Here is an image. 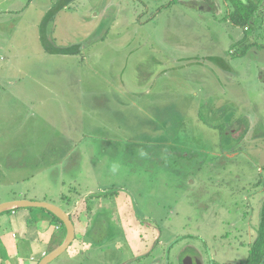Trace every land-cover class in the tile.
<instances>
[{
	"label": "rangeland",
	"instance_id": "rangeland-1",
	"mask_svg": "<svg viewBox=\"0 0 264 264\" xmlns=\"http://www.w3.org/2000/svg\"><path fill=\"white\" fill-rule=\"evenodd\" d=\"M57 1L0 0V204L68 214L49 264L244 263L264 202V0H242L249 31L224 0H71L49 39L75 55L42 47ZM19 208L0 217L3 264L67 236Z\"/></svg>",
	"mask_w": 264,
	"mask_h": 264
},
{
	"label": "trees",
	"instance_id": "trees-1",
	"mask_svg": "<svg viewBox=\"0 0 264 264\" xmlns=\"http://www.w3.org/2000/svg\"><path fill=\"white\" fill-rule=\"evenodd\" d=\"M70 1L71 0H58L56 4L45 13L44 17L42 18L39 24L40 41L42 43V47L44 51L48 53L75 55L78 52H80V46H81L80 44H74L69 46H57L49 39V35L50 33H52L50 28L52 27L56 15L60 10L64 9V7L67 6ZM171 1L173 2L179 0H171ZM224 1L230 5V8H228L227 14L225 16V21H228L232 25L240 26L243 30H246L247 27L249 28L250 23L252 22V19L257 10L255 6L250 1H246V2H243L242 0H224ZM25 208H27L28 211L32 212L31 214H33V211L35 210L34 207H25ZM3 213L5 212H2L0 214V217L4 215ZM54 217L61 223L62 226H64V224L60 221V219L57 216L54 215ZM30 219L31 217L28 216L25 217V221H29ZM257 231H258L257 237L251 243L250 248L248 250L247 259L242 264H264V202L261 207V215H260Z\"/></svg>",
	"mask_w": 264,
	"mask_h": 264
},
{
	"label": "water",
	"instance_id": "water-1",
	"mask_svg": "<svg viewBox=\"0 0 264 264\" xmlns=\"http://www.w3.org/2000/svg\"><path fill=\"white\" fill-rule=\"evenodd\" d=\"M17 207H37V208L47 209L50 212H52L54 215L59 217L65 226L67 236L64 242L54 251L44 256L40 260L39 264H49L50 262H52L54 259L60 256L69 247L70 243L74 240L75 238L74 225L68 214L61 207L45 201L18 199V200H10L1 203L0 213H2V211H4L5 209L17 208Z\"/></svg>",
	"mask_w": 264,
	"mask_h": 264
},
{
	"label": "crops",
	"instance_id": "crops-1",
	"mask_svg": "<svg viewBox=\"0 0 264 264\" xmlns=\"http://www.w3.org/2000/svg\"><path fill=\"white\" fill-rule=\"evenodd\" d=\"M209 3H211V2H209ZM209 4H204L203 5V7H205V6H208ZM9 9V8H8ZM8 9L6 10V12L7 13H10L9 11H8ZM199 9H204V8H199ZM45 15V14H44ZM44 15L42 16V18L44 17ZM42 18H41V20H42ZM254 23V22H253ZM250 30V26H249V28L247 27V29L246 30H243L242 29V31H249ZM250 38L251 37H249V35H246V34H242V36L240 37V35L238 36L237 35V37H236V41H238L239 43H238V46H242V49L243 48H245L246 47V45H247V42L248 43H250V42H253V41H251L250 40ZM254 44H257V43H254ZM258 45H260V44H258ZM263 47H264V44H261ZM244 52V50H240V52L239 53H243ZM1 58V57H0ZM259 74H260V78L261 77H263L264 78V69L262 68V69H260V72H259ZM26 199V198H25ZM27 200V199H26ZM30 200H32V199H30ZM20 209H23V208H19V211H21L22 212V215H23V217H22V219H24V222L22 223L23 224V226H24V228H26V227H28V221H25V217H26V215L28 216V217H31L32 218V216H33V214H31V212L30 211H28V210H20ZM13 213H14V211H12ZM21 223V222H20ZM27 239H25V241H24V244H22L21 246H22V250H26V254H29V256H30V258L28 259V261H29V264H34L36 261V258H38V259H42L41 257H42V255H44V254H46V250H47V245L48 244H46V242H42L43 240H41V239H39V238H34L33 239V241H28ZM30 243V244H29ZM30 252H29V251ZM0 264H3V263H1L0 262Z\"/></svg>",
	"mask_w": 264,
	"mask_h": 264
},
{
	"label": "flooded vegetation",
	"instance_id": "flooded-vegetation-1",
	"mask_svg": "<svg viewBox=\"0 0 264 264\" xmlns=\"http://www.w3.org/2000/svg\"><path fill=\"white\" fill-rule=\"evenodd\" d=\"M246 129H247V128H246ZM237 132H238V131H237V129H236V133H237ZM236 136L240 137L238 133L235 135L234 138H236ZM238 137H237V138H238Z\"/></svg>",
	"mask_w": 264,
	"mask_h": 264
}]
</instances>
